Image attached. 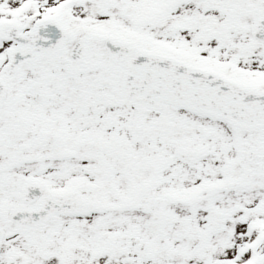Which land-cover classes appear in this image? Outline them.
<instances>
[{
    "label": "snow or ice",
    "instance_id": "snow-or-ice-1",
    "mask_svg": "<svg viewBox=\"0 0 264 264\" xmlns=\"http://www.w3.org/2000/svg\"><path fill=\"white\" fill-rule=\"evenodd\" d=\"M0 264H264V0H0Z\"/></svg>",
    "mask_w": 264,
    "mask_h": 264
}]
</instances>
